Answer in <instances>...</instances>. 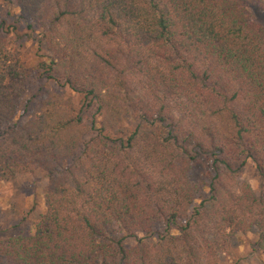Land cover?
<instances>
[{"label":"trees","instance_id":"16d2710c","mask_svg":"<svg viewBox=\"0 0 264 264\" xmlns=\"http://www.w3.org/2000/svg\"><path fill=\"white\" fill-rule=\"evenodd\" d=\"M15 4L27 34L0 39V181L47 184L34 232L0 242V264H242L231 242L250 233L264 264V191L239 181L249 162L264 178V26L251 15L264 0ZM28 39L61 91L19 115Z\"/></svg>","mask_w":264,"mask_h":264},{"label":"rangeland","instance_id":"374dc122","mask_svg":"<svg viewBox=\"0 0 264 264\" xmlns=\"http://www.w3.org/2000/svg\"><path fill=\"white\" fill-rule=\"evenodd\" d=\"M19 15L20 10L16 7L15 0H0V39H3L8 31L19 36H26V25L24 21L19 20ZM251 15L255 22L264 26L263 15L258 11H252ZM12 26L16 27V31H12ZM23 43L21 61L23 69L28 75V81L24 88L19 115L22 114L27 101L31 100L29 113L32 114L50 91H61L55 83L43 79L38 72V65L49 58V52L44 48L40 52L37 51V46L32 40L28 39ZM66 92L78 107L81 98L69 90ZM128 125L134 128L135 123L129 121ZM200 175L199 168L193 169L191 172L192 182L197 183ZM239 181L249 185L256 196H260L264 191V178L260 176L252 162L243 168ZM46 184L47 178L40 172L16 174L8 180L0 181V242L11 237L27 236L34 232L37 222L45 213L44 191ZM200 202L198 199L194 205L198 206ZM171 233L178 235L177 228L172 227ZM255 240L254 233L238 234L233 238L231 247L242 260V264H261V257L252 246ZM220 264H231L230 259L224 257Z\"/></svg>","mask_w":264,"mask_h":264}]
</instances>
